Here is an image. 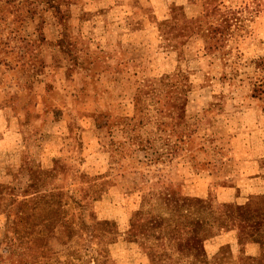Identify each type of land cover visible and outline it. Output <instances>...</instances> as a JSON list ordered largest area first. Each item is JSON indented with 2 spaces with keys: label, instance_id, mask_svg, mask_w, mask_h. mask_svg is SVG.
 <instances>
[{
  "label": "rangeland",
  "instance_id": "obj_1",
  "mask_svg": "<svg viewBox=\"0 0 264 264\" xmlns=\"http://www.w3.org/2000/svg\"><path fill=\"white\" fill-rule=\"evenodd\" d=\"M221 1L239 16L228 62L197 35L207 0H0V183L54 193L13 205L21 238L0 233V264H149L130 219L167 217V195L219 202L204 249L236 256L245 217H264V95L248 85L264 0Z\"/></svg>",
  "mask_w": 264,
  "mask_h": 264
},
{
  "label": "trees",
  "instance_id": "obj_2",
  "mask_svg": "<svg viewBox=\"0 0 264 264\" xmlns=\"http://www.w3.org/2000/svg\"><path fill=\"white\" fill-rule=\"evenodd\" d=\"M222 5L221 0H207L205 15L210 16L214 21L209 23L205 29L200 30L197 35L202 39L203 49L207 53L217 55L224 62H228L230 51L226 47L231 37L234 36L235 29L233 27L236 25V21L239 20V16L234 9H226ZM54 12V16L60 19L61 14L58 5H56ZM250 62L252 64V75L248 78L250 95L261 97L264 95V57L259 56ZM169 146L165 156H172L175 153L172 145ZM153 162L155 163L156 160ZM29 170L31 169L29 168ZM49 172L53 174L52 170H49ZM40 187L41 185L33 182V180L25 185L17 186H9L5 182L0 183V212L5 214V222L0 229L3 240L12 241L21 238L19 225L24 221L25 212L20 208L16 213L13 212L14 204L24 208L29 201L35 203L37 197L42 200L50 196L54 197L53 192L47 194ZM31 188H33L32 192H30ZM36 193H38L37 196ZM27 194H34L32 196L36 197L31 196L30 199H26V197L23 199L18 198L19 195L27 196ZM167 196L163 197V200L169 204V211H167L169 215L167 217L160 216V218L145 220L142 215L146 212L136 210L132 213L130 219L129 228L137 230L138 236L143 242L142 247L149 264H158L159 253L172 255L174 264H264V229L262 227L264 217L254 213H250L245 217L244 231L242 233L237 231L236 234V244L238 246L236 256L231 252L229 245H221L216 253L209 257L204 249V242L223 231L216 224L219 202L196 197L188 202L186 199V204L173 202L170 205L171 200ZM58 200L51 202V214L58 209L55 204L61 205ZM234 205L236 210L245 208L248 212L250 211L246 204ZM176 215L178 218L175 217ZM154 235L157 243H148V240ZM41 240V238L33 236L28 238V249L35 246L39 247L40 245H36V242ZM247 245L259 246L262 252L257 256L250 255L245 251Z\"/></svg>",
  "mask_w": 264,
  "mask_h": 264
}]
</instances>
